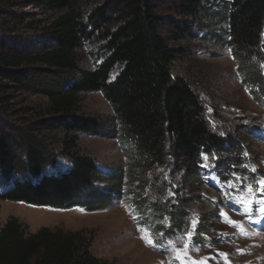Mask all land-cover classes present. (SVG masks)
I'll return each instance as SVG.
<instances>
[{
    "label": "trees",
    "instance_id": "1",
    "mask_svg": "<svg viewBox=\"0 0 264 264\" xmlns=\"http://www.w3.org/2000/svg\"><path fill=\"white\" fill-rule=\"evenodd\" d=\"M18 5L17 0H0V17L10 14L2 26L24 23L25 14L14 11ZM25 7L50 17L41 27L42 44L19 46L0 37V200L94 211L106 200L94 184L106 177L114 193L126 181L141 211L148 206L142 197L148 174L158 178L166 168H184L182 187L198 184L202 154L211 157L226 146L211 130L194 83L174 74L184 54L175 46L195 37L193 27H201V16L210 20L209 28L224 24L210 34L227 38L242 83L264 104V0H217L214 6L208 0H172L175 19L168 23L154 0H103L99 5L93 0H27ZM27 28L36 26L30 22ZM254 58L260 60L257 67L250 65ZM86 59L90 69L84 67ZM90 93L102 96L111 117L82 110L81 99ZM22 95L42 98L45 106L14 108ZM81 135L117 138L128 166L103 174L78 149ZM60 157L69 160L68 169L51 172ZM227 159H220L228 166L221 182L228 173L245 175L246 163L238 155ZM160 183L153 189L157 201L149 206L150 215L154 224L167 218L160 232L169 236L185 228L188 202L180 198L176 207L163 203L167 185ZM0 264L109 263L91 253L83 232L41 227L30 233L11 217L0 228Z\"/></svg>",
    "mask_w": 264,
    "mask_h": 264
},
{
    "label": "rangeland",
    "instance_id": "2",
    "mask_svg": "<svg viewBox=\"0 0 264 264\" xmlns=\"http://www.w3.org/2000/svg\"><path fill=\"white\" fill-rule=\"evenodd\" d=\"M93 1L95 5H99L103 0ZM154 1L158 15L165 23L175 19L172 0ZM215 1L217 0H208L210 6H214ZM26 2L27 0H17L19 5L14 9L17 14H25L22 25L2 26L3 21H9L10 14L4 13L0 17V37L19 46L42 44L44 36L41 27L46 24L50 15H45L38 9L25 7ZM19 6L24 10L19 11ZM197 21L201 27L194 25L195 37L180 41L175 46L183 48L184 54L176 62L174 74L185 76L194 83L211 130L226 142L224 149L215 153L217 158L214 159L212 155L207 156V160L203 159L206 167L202 165L199 167L201 177L198 184L192 189L189 186L184 188L183 182L187 177L184 168L174 172L169 167L166 168V172L162 171V175L160 171H156V175L159 176V173L161 175L158 178L148 174L147 184L142 192L144 204L148 206L140 211L126 181L120 184L119 192L114 193L110 191L112 182L103 177L94 184L98 192L105 194L106 200L104 199L102 208L94 211L82 207L58 210L0 200V228L9 218L14 217L26 226L30 233L41 227L83 232L89 241L91 253L109 264H180L175 258L177 249L184 253L187 264H192L193 260L202 261L206 257H212L206 264H264V220H260L259 224L250 223L245 216L231 211L235 205L227 197L230 190L226 184L218 185L216 182V178L220 180V175H224L228 169L220 159H229V156L235 155L241 158L243 164L246 163L245 175L241 176L235 172L245 184L250 181V174L257 179L264 178V106L257 103L256 97H253L242 83L240 66L233 59L232 51L225 43L227 38L219 39L210 34L211 30L219 31L224 24H216L209 28L211 22L204 16ZM30 22L36 26L35 30H28L27 24ZM167 32L168 27L164 28L162 34L165 35ZM93 50L97 51V47ZM259 61L254 58L250 65L257 67ZM84 67L90 69L91 61L86 59ZM260 72L264 74V60H261ZM15 104L16 109L35 107L39 110L45 106V100L22 95L17 98ZM81 106L87 113L98 117H111V110L99 93L84 95ZM14 121L16 123L18 120ZM78 149L93 159L103 174L107 175L110 171L128 166L117 138L81 135ZM57 151L61 153V149ZM69 163L68 159L60 157L51 172H64L68 169ZM252 167L256 169L255 173L250 171ZM227 177L228 180L235 179L232 173H228ZM160 182L167 185L163 203L168 201L171 206L176 207L180 198H186L188 202L185 210L187 221L185 228L169 236H162L160 232V225H168L167 218L164 217L154 224L150 215L149 206L157 201L153 189L160 186ZM2 192L4 190L0 188V193ZM226 198L229 199L228 203ZM255 207L258 206H254V209ZM221 211H224L232 221L243 225V231L222 222ZM253 217L260 219V214L254 210ZM193 221L198 223L192 236V246L185 253V244L189 242L187 233L192 231ZM145 229L151 233L155 247L147 246L141 239V235H146ZM244 233L248 238H245ZM170 239L174 243H169ZM241 251L244 254L241 255ZM218 253H226V260Z\"/></svg>",
    "mask_w": 264,
    "mask_h": 264
},
{
    "label": "snow or ice",
    "instance_id": "3",
    "mask_svg": "<svg viewBox=\"0 0 264 264\" xmlns=\"http://www.w3.org/2000/svg\"><path fill=\"white\" fill-rule=\"evenodd\" d=\"M247 156V153L244 154ZM202 158L207 160V154H202ZM213 158H217L215 154H213ZM206 167V165H202ZM215 167V165H213ZM253 173L256 172V169L252 167L250 169ZM232 176L235 178L229 179L227 181H219L218 177L216 178V182L219 185L220 183H224L227 185V188L230 190L227 194V197L230 198V202L235 205L231 211H235L237 214L245 216L250 223L259 224L260 220H264V178H252L247 184L241 180L240 175L233 172ZM247 180L248 177H245ZM256 185V187H254ZM223 191V189H221ZM229 202V199L226 198V203ZM254 206H258L255 207ZM257 211L260 214V219H254L253 212ZM220 216L223 218L222 222H226L229 224L230 227H235L238 231H243V225L239 224L238 222L232 221L230 217H227V214L224 211H221ZM134 219H136L134 217ZM197 221H193V228L192 231L187 233L188 243L185 244L184 252L186 253L189 247H191L192 236L195 233V228ZM139 230V228L137 229ZM146 235H141V239L146 243L149 247H155V241L152 239L151 233L145 229ZM163 236V233L161 234ZM245 238L247 234L244 233ZM179 239V238H177ZM169 243H174L171 239ZM198 251L199 248H196ZM240 254H244L242 251ZM218 255L224 256L225 260L227 257L226 253H218ZM175 258L180 262V264H187V260L185 259L184 253H182L179 249L176 250ZM208 259H212V257H206L202 261H192V264H206Z\"/></svg>",
    "mask_w": 264,
    "mask_h": 264
}]
</instances>
